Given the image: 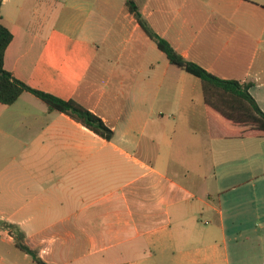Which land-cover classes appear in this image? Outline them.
<instances>
[{
  "label": "crops",
  "instance_id": "crops-1",
  "mask_svg": "<svg viewBox=\"0 0 264 264\" xmlns=\"http://www.w3.org/2000/svg\"><path fill=\"white\" fill-rule=\"evenodd\" d=\"M134 1L184 58L251 84L264 112V0ZM0 15L6 70L115 131L30 93L0 104V222L47 264H142L156 254L140 242L162 233L181 264H264V137L229 136L204 97L185 103L188 76L125 0H3ZM0 264L37 263L0 227Z\"/></svg>",
  "mask_w": 264,
  "mask_h": 264
},
{
  "label": "trees",
  "instance_id": "trees-1",
  "mask_svg": "<svg viewBox=\"0 0 264 264\" xmlns=\"http://www.w3.org/2000/svg\"><path fill=\"white\" fill-rule=\"evenodd\" d=\"M3 0H0V9ZM127 10L135 17L144 33L165 54L169 62L203 82L207 114L223 127L229 136L254 133L264 137V112L250 93L251 84L218 78L197 63L184 58L166 39L159 36L143 17L134 0H125ZM13 40L12 32L2 23L0 15V104L12 106L24 93H30L44 102L50 111H58L80 123L106 141H112L115 131L101 117L74 100H63L50 93L34 89L18 80L5 68L6 51ZM0 227L12 231L17 248L30 255L37 264H47L25 243L24 234L0 222Z\"/></svg>",
  "mask_w": 264,
  "mask_h": 264
},
{
  "label": "rangeland",
  "instance_id": "rangeland-1",
  "mask_svg": "<svg viewBox=\"0 0 264 264\" xmlns=\"http://www.w3.org/2000/svg\"><path fill=\"white\" fill-rule=\"evenodd\" d=\"M184 73L186 72L184 71ZM186 75L188 76V81L186 84L187 90H186L185 103H188L191 99H194L196 103V107L198 109H201L203 106L202 103L204 97V91L202 88L203 82L192 75H189L187 73ZM183 158H186L185 160H188L189 155L186 154L183 156ZM221 188L223 189L225 188V185L223 183H221ZM176 248L177 247L175 243H173L171 240V236L167 233H162L157 235L155 241L149 244H146L144 243V241H141L140 242L141 254H147L152 251L156 254L153 257H148V256L142 257V264H181V261L177 259L179 257H176V259H174V257H172L170 254L172 253V251H175ZM94 262L96 263L97 261ZM98 262H102V260H99ZM111 262L112 261L110 260L107 261L108 264H111Z\"/></svg>",
  "mask_w": 264,
  "mask_h": 264
}]
</instances>
